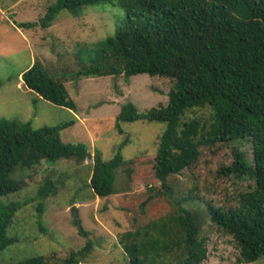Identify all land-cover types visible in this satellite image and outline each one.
Masks as SVG:
<instances>
[{"label": "rangeland", "instance_id": "374dc122", "mask_svg": "<svg viewBox=\"0 0 264 264\" xmlns=\"http://www.w3.org/2000/svg\"><path fill=\"white\" fill-rule=\"evenodd\" d=\"M56 3L0 0V120L30 122L35 130L75 121L60 133L62 142L84 144L92 156L98 151L105 162L121 152L126 165L116 174V193L106 199L92 194V159L84 164L43 161L32 170L12 174L13 180L23 181L22 189L0 201L19 204L20 210L8 229L14 244L0 252V264H17L35 256H45L50 264H62L61 260L88 241L93 243L92 252L80 264H128L119 237L174 216L178 200L189 197L187 208L201 206L206 211L209 207L224 211L239 208L241 195L254 191L256 181L245 175H226L223 169L233 165L236 153L253 162L252 142L246 139L214 144L210 138L212 109L204 105L193 108L183 117V123H194L186 146L188 151L191 147L196 150L198 159L186 163L190 157L183 146L175 149L178 175L165 183L159 181L154 165L166 125L141 120L124 123L118 129L116 118L127 103L143 114L167 107L174 81L146 73L128 80L123 75L73 80L71 74L97 60L87 51L113 38L117 25L127 16L117 6L102 3L84 8L79 16L62 11L46 29L42 28L47 9ZM28 24L33 26L22 27ZM193 41L194 37L186 33L177 36L173 45L184 50ZM149 43L146 48L153 51L156 46ZM35 61L64 83L75 110L39 99L24 85L22 75ZM198 127L204 129L201 138L193 135ZM48 179L56 182L57 188L55 195L43 199L38 193ZM42 202L44 212L40 215ZM73 207L78 209L79 223L72 216ZM203 228L208 239L203 264H245L239 260V247L232 236L209 220ZM251 264H264V258Z\"/></svg>", "mask_w": 264, "mask_h": 264}, {"label": "trees", "instance_id": "16d2710c", "mask_svg": "<svg viewBox=\"0 0 264 264\" xmlns=\"http://www.w3.org/2000/svg\"><path fill=\"white\" fill-rule=\"evenodd\" d=\"M102 3L117 6L127 18L117 25L113 38L87 51L97 60L84 64L71 76L79 81L123 75L128 80L146 73L174 81L167 107L143 114L127 103L116 118L118 129L124 123L141 120L166 125L155 157L154 171L159 181L165 183L178 175L175 149L183 146L190 157L186 163L198 159L196 150L191 147L188 151L186 146L194 123H183V117L193 108L204 105L212 109L210 138L214 144L246 139L253 144V162L236 153L233 165L223 169L226 175H245L256 181L254 191L241 195L239 208L224 211L209 207L206 211L201 206L187 208L189 197L178 200L174 216L119 237L128 264H203L208 241L203 227L207 220L234 238L241 263L264 258V0H57L40 24L46 29L62 11L79 16L84 8ZM186 33L194 41L178 50L173 44L177 36ZM146 42L155 44V53L146 48ZM22 81L37 98L76 109L64 83L48 74L40 61L22 75ZM75 124L70 121L35 130L30 122L0 120V200L22 189L23 181L13 180L12 174L32 170L43 161L84 164L92 159L89 185L94 198L106 199L116 193V174L126 165L121 152L105 162L98 151L92 156L84 144H65L60 133ZM198 128L193 135L201 138L204 129ZM56 184L48 179L40 187L39 196L44 199L55 195ZM43 208L42 202L40 215ZM19 210V204L0 201V252L14 244L8 229ZM92 249L93 243L88 241L60 262H85ZM17 264L50 262L45 256H35Z\"/></svg>", "mask_w": 264, "mask_h": 264}, {"label": "water", "instance_id": "95a60500", "mask_svg": "<svg viewBox=\"0 0 264 264\" xmlns=\"http://www.w3.org/2000/svg\"><path fill=\"white\" fill-rule=\"evenodd\" d=\"M71 212H72L73 218L79 223V216H78V209H77V207H73Z\"/></svg>", "mask_w": 264, "mask_h": 264}]
</instances>
